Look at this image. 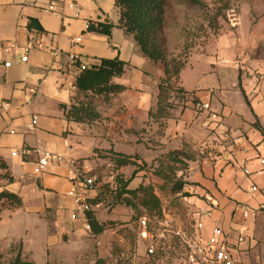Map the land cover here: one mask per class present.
<instances>
[{
  "label": "crops",
  "instance_id": "crops-1",
  "mask_svg": "<svg viewBox=\"0 0 264 264\" xmlns=\"http://www.w3.org/2000/svg\"><path fill=\"white\" fill-rule=\"evenodd\" d=\"M49 1L56 2L53 13L44 11ZM70 4L77 7L69 8ZM118 18L113 0H0V164L13 178L10 184L0 182V192L16 195L20 205L14 210L43 223V249L58 254L59 244L62 248L72 244L74 255H84L86 246L75 241L86 232L79 220L72 224L69 219L74 206L67 196L66 168L50 164L35 176L33 150L42 148L89 162L94 139L81 133L82 125L66 121L60 108L77 102L73 83L78 73L67 55L75 54L86 65L117 57L125 63L121 76L126 79L113 78L112 82L125 90L111 98L105 114L97 109L100 120L107 123V141L115 144L114 154L130 156L128 144L134 146L137 138L132 134V140L125 139L123 147L128 149L123 150L120 137L131 136V130H141L147 123L167 149L194 152L187 161L183 187L188 195L184 204L193 222L187 228L194 230L193 224L200 221L204 240L214 228H220L236 264H264V6L240 13L237 36H223L210 54L189 57L178 75L185 94L183 106L155 123L148 116L154 111L157 95L148 76L153 63L141 56L133 37L117 26ZM31 20L39 29L29 34ZM89 21L111 23V35L88 32L85 24ZM79 36L81 42L73 44ZM29 41L42 48H31L22 62ZM46 46H55L61 53L53 57L43 49ZM253 74L262 75L257 88ZM195 102L207 104L218 121L211 122L206 111L195 110ZM32 116H37V124L28 132ZM22 148L28 150L27 156L10 155ZM113 163H108L111 174L124 173L126 166ZM88 165L96 173L105 172L95 161ZM112 179L107 180L114 185ZM139 185L129 180L126 188L133 190ZM252 186L257 191H251ZM89 197L94 202L101 195L90 192ZM243 207L251 209L246 218ZM201 210L210 211V215L202 216ZM62 237L67 241L61 242ZM137 256L147 259L144 250Z\"/></svg>",
  "mask_w": 264,
  "mask_h": 264
},
{
  "label": "rangeland",
  "instance_id": "rangeland-1",
  "mask_svg": "<svg viewBox=\"0 0 264 264\" xmlns=\"http://www.w3.org/2000/svg\"><path fill=\"white\" fill-rule=\"evenodd\" d=\"M197 2L191 4L186 0L167 1L164 41L168 61L179 58L187 63L193 54H210L220 38L237 36L241 26L240 13H251V9L264 6V0H197ZM214 57L217 59V54H214ZM162 70L160 63H154L148 75L150 86L156 93L159 85L162 87L160 102L162 117L151 118L154 123L159 119H166L172 110H179L183 106L184 95L180 91L178 79L165 77ZM120 77L114 80L126 79V76ZM92 103L100 113H106L107 103L102 98H93ZM155 111L156 105L153 112ZM104 120L103 118V121L79 126L83 135L94 139L92 142L94 153L87 158L88 163L92 165L95 161L97 165L100 164L98 165L100 169L105 170L99 173H96V170L91 171L95 176L102 200L100 206L94 209V217L104 230L98 235L85 231L86 234L75 241L86 246L84 255H74L76 249L72 244L63 248L59 244L58 251L60 250V253L62 250V255L52 253L43 249V223L15 211L14 209L19 207L15 202L0 200V261L2 263L9 264L20 253L21 258L30 264H93V258L95 260L103 258L106 260L105 264H162L158 255L147 259L137 256L143 254L144 250L136 237V217L141 208L130 207L117 199L115 201L113 195L116 196L117 187L116 183L114 185L108 183L107 179L110 177H113L114 181L122 176L121 178L134 180L135 185L142 183L151 187L160 201L161 212L169 213L183 225L190 227L192 220L184 204V199L188 195L185 192L172 193L171 189L179 182L186 183L187 161L192 159L195 153L192 154L191 151L183 148L167 149L168 147L160 143L147 123V126L141 130H131L129 132L131 136L120 137L119 148L123 150L128 149L123 147L125 145L123 141L132 140V134L137 141L134 146L128 144L131 164L124 168V173L111 174L108 171V163L115 159L112 151L115 144L107 141L108 128ZM113 165L109 167L111 171ZM0 182L5 183L2 179ZM154 218L156 217H152L151 220ZM71 223L75 224L73 221ZM80 228L83 230L82 225ZM49 233H51L50 227ZM66 241L67 238H61V242ZM174 252H182L179 244H175Z\"/></svg>",
  "mask_w": 264,
  "mask_h": 264
},
{
  "label": "trees",
  "instance_id": "trees-1",
  "mask_svg": "<svg viewBox=\"0 0 264 264\" xmlns=\"http://www.w3.org/2000/svg\"><path fill=\"white\" fill-rule=\"evenodd\" d=\"M168 0H113L114 7L118 12V24L124 33L133 37V41L141 56L148 59L150 62L160 63L162 65L163 75L168 78H177L180 71L185 67L186 61L181 59H173L168 61L166 57V48L164 41V24L165 14ZM191 4H197V0H186ZM29 28L39 27L30 21ZM114 26L111 23L90 22L87 29L88 32L110 36ZM125 63L119 58L113 59H97L95 62L87 64L86 68L80 71L74 80L73 86L76 89L77 102L69 106L61 105L66 121H71L80 125L92 124L100 120V115L97 108L93 105V98H102L108 103L111 98L120 94L125 90L124 86L112 82L113 78H118L124 73ZM184 95L183 90L180 88ZM162 87L159 85L156 95V111L149 112V118L162 117V109L160 102L162 101ZM130 156H124L115 153L114 162L117 166H127ZM0 179L5 181V184L13 182L7 167L0 164ZM116 196L113 198L120 200L126 205L134 208L140 207L143 212L149 217L159 218L161 216V206L159 199L153 193L149 186L139 185L136 189L129 190L127 185L129 180L116 178ZM185 182L177 183L172 189V193L183 192ZM185 194V193H184ZM0 200H6L9 203L15 202L20 205L18 197L10 192L1 191ZM87 221L91 228V233L98 235L104 228L99 224L93 212L86 214ZM193 222H191L192 224ZM187 228L185 225H183ZM105 259L98 258L93 264H105ZM0 264H4L0 261ZM9 264H30L21 258L18 253Z\"/></svg>",
  "mask_w": 264,
  "mask_h": 264
},
{
  "label": "built area",
  "instance_id": "built-area-1",
  "mask_svg": "<svg viewBox=\"0 0 264 264\" xmlns=\"http://www.w3.org/2000/svg\"><path fill=\"white\" fill-rule=\"evenodd\" d=\"M56 2L49 1L44 7V11L53 13L55 11ZM69 8H76V4L68 5ZM90 22L85 24L87 30ZM35 28H29V34L35 32ZM81 42V37H76L73 44ZM42 48L41 44L31 41L27 43L23 50L21 61L25 62L27 54L31 48ZM53 57L61 53V49L55 46H46L43 48ZM67 59L72 67L79 73L86 68V64L80 62L78 56L73 53L67 55ZM225 63V61H222ZM9 66V64H5ZM262 79L261 74H253L252 82L255 88L259 86ZM193 107L197 111H206L211 122H217V114L210 112L207 104L195 102ZM37 124V116H32L30 124L27 125L26 130L31 132ZM12 133V132H11ZM33 153L36 156V163L34 165L33 174L40 175L50 164H64L66 168V176L69 182V189L67 196L71 198L74 209L71 212L69 219L71 221H80L83 230L91 232L90 225L87 221L86 214L92 212L93 209L98 208L102 202L101 198L97 200L96 204L91 202L89 197L90 192H95L99 196L95 176L91 174V168L84 160L75 159L67 155L49 152L42 148H35ZM12 157H24L28 155V150L22 148L20 150H13L10 154ZM261 173H264V160H261ZM247 173L246 170H244ZM251 191H257L255 186H252ZM101 200V201H100ZM202 216H209L210 211L201 210ZM251 209L249 207L242 208V215L244 218L248 217ZM194 230L185 228L178 223V220L169 213L163 212L159 218L151 220L142 209L136 217V237L142 243L145 255L147 257H154L158 255L161 258L162 264H236L233 250L228 241L224 238L223 232L220 228H214L212 234L204 240L199 231L202 228V223L196 221ZM242 239L238 238V242ZM175 244H179L182 248L181 253L174 252Z\"/></svg>",
  "mask_w": 264,
  "mask_h": 264
}]
</instances>
